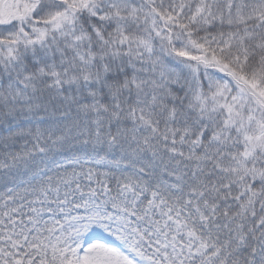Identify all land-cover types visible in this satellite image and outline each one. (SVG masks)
<instances>
[{
    "label": "snow or ice",
    "instance_id": "snow-or-ice-1",
    "mask_svg": "<svg viewBox=\"0 0 264 264\" xmlns=\"http://www.w3.org/2000/svg\"><path fill=\"white\" fill-rule=\"evenodd\" d=\"M150 7L0 22V264H264V147L214 107L220 81L243 96L209 67L225 41L146 28Z\"/></svg>",
    "mask_w": 264,
    "mask_h": 264
},
{
    "label": "trees",
    "instance_id": "trees-1",
    "mask_svg": "<svg viewBox=\"0 0 264 264\" xmlns=\"http://www.w3.org/2000/svg\"><path fill=\"white\" fill-rule=\"evenodd\" d=\"M146 2L151 7L141 9L139 20L140 23L147 21L146 28H155L162 35L175 34V38L180 39H184L181 33L187 32L189 39L197 42L207 41L209 37L217 42L225 41L209 59V67L227 72L240 85L243 96L241 98V93L237 92L234 100H228L231 83L220 81L219 91L224 99H218L214 107L221 111V107L227 105L231 112L229 122H240L239 128L249 141L247 154L264 147V0ZM234 11L239 14L248 11V20L238 19L234 24L230 17ZM16 16L10 14V19ZM165 28L169 30L167 34L163 33ZM200 29L204 31L201 33ZM245 106L250 109L247 114Z\"/></svg>",
    "mask_w": 264,
    "mask_h": 264
},
{
    "label": "rangeland",
    "instance_id": "rangeland-1",
    "mask_svg": "<svg viewBox=\"0 0 264 264\" xmlns=\"http://www.w3.org/2000/svg\"><path fill=\"white\" fill-rule=\"evenodd\" d=\"M21 3V0H7L4 4V9H6L7 6H14V9L16 11L17 7H19V4ZM5 11V10H4ZM20 12V11H19ZM142 23V22H141Z\"/></svg>",
    "mask_w": 264,
    "mask_h": 264
}]
</instances>
